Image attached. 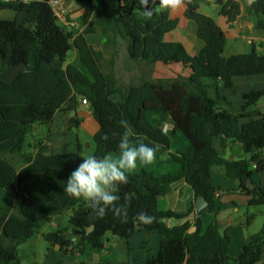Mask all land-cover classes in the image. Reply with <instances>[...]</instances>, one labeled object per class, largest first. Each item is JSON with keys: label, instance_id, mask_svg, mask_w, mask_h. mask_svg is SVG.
I'll return each mask as SVG.
<instances>
[{"label": "trees", "instance_id": "trees-1", "mask_svg": "<svg viewBox=\"0 0 264 264\" xmlns=\"http://www.w3.org/2000/svg\"><path fill=\"white\" fill-rule=\"evenodd\" d=\"M51 0H0V11L14 12L13 20L0 19V189L8 191L7 204L0 209V264H20L19 247L40 234V226L69 212L68 227L42 234L49 249L58 248L64 256L83 255L87 250L106 249L104 237L111 234L129 240L135 232H157L159 250L146 264H257L264 261V230L252 237L238 258L230 255L231 237L220 234L216 222L204 230L201 216L216 214L215 197L218 188L213 185L212 170L226 166L227 176L239 180L240 188L250 198L249 206L264 205V189L254 180L255 173L264 170V159L258 153L264 150V117L251 120L240 127L243 115L232 111L228 98L217 90L210 96V88L222 81L227 87L236 76L264 75V54L253 45L250 55L235 56L226 64V71L210 66L218 62L222 52V37L216 34L213 21L195 11L192 0L186 6L185 17L197 27L196 35L204 47L197 56L188 54L184 45L160 41L145 61L150 67L165 60L171 64L189 66V77L175 79H142L138 85L119 87L115 77L102 69L101 56L90 46L86 35L100 34L107 43L132 37L136 24H159L161 17L145 19L139 3L119 6L120 1L102 0L96 10L94 0H73L85 13L84 31L74 36L60 24ZM232 1L219 10V15L230 14ZM114 6H119L117 14ZM151 6V5H150ZM250 14L258 29L264 31V0H252ZM179 20L166 24L169 33L178 27ZM216 30V31H215ZM108 45V44H107ZM76 48L91 77L68 64L69 53ZM25 66L26 72L10 82L3 76L12 68ZM119 95L121 100H116ZM264 92L244 95V111L256 105ZM77 98L86 99L99 125L94 137L93 155L117 154L119 136L123 131L120 121L126 120L138 136L148 144H159L156 155L169 154L180 165L178 174L156 176L145 170L129 174L128 183L119 185L118 204L130 201L127 221L107 210L98 218L82 198L64 193L70 173L81 163V146L75 153L46 155L25 151L28 135L35 125L49 126L55 115ZM152 112L169 115L174 124L173 133H180L189 141L186 152L171 153V138L158 124L148 118ZM107 134L108 139H102ZM222 137V145L236 141L241 144L249 160L225 161L213 142ZM256 164V169L252 165ZM185 181L194 192L195 200L205 198L208 206L198 217L195 208L186 214L162 212L159 199L168 196L173 184ZM252 188H247V182ZM140 212L154 216L151 225H143L134 218ZM93 230L87 234V229ZM192 228L196 230L190 233ZM71 233L67 234V231ZM148 238H146V241ZM111 252V248H107ZM81 264H91L83 262ZM104 264H110L106 262ZM264 264V263H263Z\"/></svg>", "mask_w": 264, "mask_h": 264}, {"label": "crops", "instance_id": "crops-1", "mask_svg": "<svg viewBox=\"0 0 264 264\" xmlns=\"http://www.w3.org/2000/svg\"><path fill=\"white\" fill-rule=\"evenodd\" d=\"M5 1V0H2ZM58 2L59 22L74 36L82 33L87 27L83 23L82 17L84 9L73 0H53ZM109 2L110 0H105ZM112 1V0H111ZM120 1L119 6H131L138 0H116ZM131 1L132 4H128ZM151 1V0H150ZM227 0H217L221 6ZM230 14L225 17L219 15V8L215 11V16H208L217 29L216 34L222 37V52L218 62H211L210 66L219 70L226 71V64L235 56L250 55L253 52V45H257V53L264 54V31L258 29L254 18L250 14L252 0H231ZM98 0H94L96 10L101 9ZM197 5V4H196ZM119 6H114L119 14ZM156 15L161 17L159 24L151 22L136 24L132 37L134 41L126 43L123 40L107 43L102 40L100 34L86 35L90 46L101 56L102 69L115 77L119 87L138 85L142 79L153 81L163 79H175L178 77H189L192 70L189 66L171 64L165 60L159 61L155 67L146 64L150 53L157 47L160 41L177 42L184 45L188 54L197 56L204 44L196 35L197 27L194 23L187 20L185 12L188 6L171 12L161 9L157 3ZM197 6L196 11L201 12ZM13 20V19H12ZM171 20H179L178 27L167 33L166 24ZM108 44V45H107ZM73 53V55H71ZM68 64L79 69L83 74L91 77L89 70L83 64L79 51L74 48L68 56ZM181 66V67H180ZM26 72L25 66H18L6 72L3 80L10 82L19 74ZM219 90L221 95L228 98L232 104V111L237 115H243L240 119V127L251 120H258L264 117V98L248 110L244 111V95L249 93L264 92V75H245L236 76L232 79V85L227 87L222 81L215 83L210 88V96H214ZM116 100L120 101L119 95ZM82 98H77L75 109L73 105L67 103L54 117L51 125H35L32 132L28 135L25 151L36 154L42 150L46 155H61L75 153L77 146H81L82 158L93 155L96 151L94 137L99 130V125L93 116L91 106L84 105ZM148 118L153 124H158L164 132L171 138V153L178 154L186 152L189 148V141L180 133L174 134V124L169 115L163 112H152ZM215 150L220 153L225 161L237 162L249 160L251 155H245L241 144L229 140L226 146L222 145V137L215 138L213 142ZM115 155V154H110ZM260 159H264V150L258 153ZM145 170L154 173L156 176L165 174H178L181 170L179 164L173 161L169 154L156 155L154 161L149 165L139 164L130 174L139 173ZM258 177L253 176V180L264 189V170L258 173ZM213 185L218 188L215 197L216 214H206L201 216L204 230L209 225L216 222L220 228V234H229L231 237L230 255L238 258L248 241L260 234L264 230L256 228L255 224L260 221V208L249 206V197L240 188L239 180H231L227 176L226 166H216L212 170ZM247 188H252L249 181L245 184ZM8 191L0 189V209L7 204ZM195 196L190 186L185 181H179L172 186L171 193L159 199L158 208L162 212L172 211L177 214H186L192 207H195ZM259 207V206H258ZM55 217L52 222L40 228L39 238L43 241L42 234L56 230H64V223L59 222ZM191 216L190 219L198 217ZM71 230L67 231V234ZM146 238L148 240L146 241ZM106 249L99 252L87 250L85 254L75 256H64L58 248L49 249L50 256L46 264H81L83 262L91 264H146L150 257H155L159 250V237L157 232L146 234L144 231L135 232L129 240H124L108 234L104 237ZM107 248H111L108 252Z\"/></svg>", "mask_w": 264, "mask_h": 264}, {"label": "clouds", "instance_id": "clouds-1", "mask_svg": "<svg viewBox=\"0 0 264 264\" xmlns=\"http://www.w3.org/2000/svg\"><path fill=\"white\" fill-rule=\"evenodd\" d=\"M191 3L192 0H158L161 9L176 12ZM141 6V14L145 19L150 20L154 15L153 4L157 0H138ZM123 128L117 145L118 153L115 155H104L97 157L87 155L82 162L70 173L67 179L64 193L73 198H82L98 218H103L107 210L111 209L114 215L127 221V208L130 201L125 204H118L120 196L117 195L119 185L128 183V176L139 164H151L160 145L145 143V138L138 136L136 131L126 120L120 121ZM107 140L108 136L102 137ZM143 225H151L155 217L140 212L134 218Z\"/></svg>", "mask_w": 264, "mask_h": 264}, {"label": "rangeland", "instance_id": "rangeland-1", "mask_svg": "<svg viewBox=\"0 0 264 264\" xmlns=\"http://www.w3.org/2000/svg\"><path fill=\"white\" fill-rule=\"evenodd\" d=\"M227 1H225V4ZM98 3H99L98 5H100L101 0H98ZM127 3L132 4L131 1H127ZM135 3H138V1H136ZM197 6L202 9L201 12L203 14L205 15L207 14L208 16H215V13H216L215 11L218 9V7H220L219 10L223 7L221 6V4L217 2V0H197V2L192 6V8L196 11ZM14 17H15L14 12H11L8 10L0 11L1 20H12L14 19ZM71 55H73V53ZM1 69H2V61L0 59V71ZM262 98H264V96ZM258 176H259L258 173L254 174V177H258ZM253 208L261 209L260 210L261 212L259 215L261 220L258 221L259 223L255 224V229L256 228L261 229L263 226V222H264V205L259 206V207H253ZM69 216H70V213L66 211L64 212L63 216L59 218V222L64 223V227H68ZM46 225L47 224L43 226H46ZM258 232H259V229H258ZM49 248H50L49 245L44 240L43 241L40 240L39 235L34 236L32 239L25 242L19 247V257H20V262H21L20 264H46L48 263L49 260L53 259L50 256L55 257L54 254H51L49 255V258H48Z\"/></svg>", "mask_w": 264, "mask_h": 264}, {"label": "water", "instance_id": "water-1", "mask_svg": "<svg viewBox=\"0 0 264 264\" xmlns=\"http://www.w3.org/2000/svg\"><path fill=\"white\" fill-rule=\"evenodd\" d=\"M150 5H151V1H150ZM207 206H208V203L205 200V198H202V197L201 198H198L196 200L195 207H194L196 214L199 215L203 210H205L207 208ZM92 230H93V227L87 229V231H86L87 234H89ZM195 230H196V228H192L190 230V233L194 232ZM263 263H264V261L262 260V261H260L257 264H263Z\"/></svg>", "mask_w": 264, "mask_h": 264}, {"label": "built area", "instance_id": "built-area-1", "mask_svg": "<svg viewBox=\"0 0 264 264\" xmlns=\"http://www.w3.org/2000/svg\"><path fill=\"white\" fill-rule=\"evenodd\" d=\"M5 1H22V2H26V3H30V2H34V1H43V0H5ZM50 4H51V7L53 8V10H54V12H55V14H56V16H59V11H57V5H58V2H56V1H53V0H51L50 1ZM82 103L84 104V105H88V103H87V100L86 99H83L82 100ZM256 164H253L252 165V169H256Z\"/></svg>", "mask_w": 264, "mask_h": 264}]
</instances>
